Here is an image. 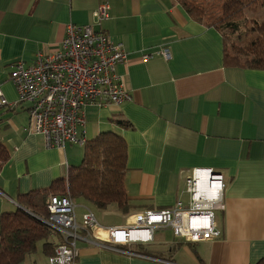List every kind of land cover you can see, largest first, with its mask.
<instances>
[{
    "label": "crops",
    "instance_id": "0c3cea01",
    "mask_svg": "<svg viewBox=\"0 0 264 264\" xmlns=\"http://www.w3.org/2000/svg\"><path fill=\"white\" fill-rule=\"evenodd\" d=\"M103 4L109 5V16L99 21L94 13ZM69 24L92 25L123 45L129 58L117 72L132 95L121 104L84 108L88 139L114 131L127 144L130 208L101 209L74 199L81 226L89 210L99 223L80 229L75 264H256L263 259L264 69L227 65L222 32L192 18L178 0H0V87L8 100H18L10 78L14 65L32 63L38 51L58 49ZM165 46L169 60L160 55ZM145 55L151 58L144 61ZM28 107H0V142L10 155L0 169V222L3 213L23 208L21 195L67 176L80 157L77 144L47 147L43 135L31 133ZM195 168L225 176L220 237L188 243L164 228L149 242L121 246L139 255L110 247L109 228L127 227L132 215L145 210L189 202L186 178ZM55 231L56 247L64 234ZM167 233L173 237L167 239ZM45 242L17 264H51L54 250Z\"/></svg>",
    "mask_w": 264,
    "mask_h": 264
},
{
    "label": "built area",
    "instance_id": "2783aa9c",
    "mask_svg": "<svg viewBox=\"0 0 264 264\" xmlns=\"http://www.w3.org/2000/svg\"><path fill=\"white\" fill-rule=\"evenodd\" d=\"M110 7L103 4L94 13L99 21L108 18ZM160 55L171 59L165 46ZM129 54L121 43L92 25H67L58 49L38 51L32 63L17 62L10 78L18 100H8L0 87V107L13 108L28 104L29 130L43 135L47 147L64 148L67 144L85 145L89 140L84 108L121 104L132 98L123 77L117 72ZM151 58L143 57L144 61ZM224 174L212 168H195L186 178L189 202L177 201L173 208L145 210L134 214L127 227H111L106 239L115 251L139 255L123 245L153 240L157 230H173L180 241L199 243L221 236L220 213L224 210ZM76 203L70 194L52 195L48 203L50 217L44 221L64 234L55 247L51 264H75L79 256L77 239L80 229L99 225L94 213L83 215L82 226L77 221Z\"/></svg>",
    "mask_w": 264,
    "mask_h": 264
},
{
    "label": "trees",
    "instance_id": "16d2710c",
    "mask_svg": "<svg viewBox=\"0 0 264 264\" xmlns=\"http://www.w3.org/2000/svg\"><path fill=\"white\" fill-rule=\"evenodd\" d=\"M195 20L219 29L224 38V60L227 65L264 69V22L254 20V41L243 44L234 41L229 33L242 35L239 21L244 11L264 0H178ZM256 21V24H255ZM120 124H127L119 120ZM83 159L71 165L67 176L56 179L47 188L34 189L18 199L23 208L2 214L0 222V264H17L37 249L40 241L45 247L55 246L51 236L56 233L44 219L50 217L48 203L52 195L70 194L82 197L98 208L117 204L123 212L129 211L127 174V144L114 131L100 133L84 145ZM7 147L0 142V169L9 159ZM75 201V200H74ZM256 264H264V258Z\"/></svg>",
    "mask_w": 264,
    "mask_h": 264
},
{
    "label": "rangeland",
    "instance_id": "374dc122",
    "mask_svg": "<svg viewBox=\"0 0 264 264\" xmlns=\"http://www.w3.org/2000/svg\"><path fill=\"white\" fill-rule=\"evenodd\" d=\"M238 18L239 21L243 24V28H241L243 36H241L239 32H237L234 35L231 34L230 32L229 35L234 41L239 40L242 41L243 44L246 43L249 44L250 41L255 40V36L257 35L256 33L252 32V25H254V20H256L258 24L264 22V5L258 3L256 6H253L252 8H249L246 11H244V13ZM74 147L76 148V151L79 153L80 157L72 165H79L83 159L85 148L84 146H79V145H76ZM172 237H173V233H167V239H171ZM79 254H80V249H79Z\"/></svg>",
    "mask_w": 264,
    "mask_h": 264
},
{
    "label": "bare ground",
    "instance_id": "6f19581e",
    "mask_svg": "<svg viewBox=\"0 0 264 264\" xmlns=\"http://www.w3.org/2000/svg\"><path fill=\"white\" fill-rule=\"evenodd\" d=\"M79 235H80V237L77 239V241L79 240V239H81V238H83V237H81L82 235L79 233Z\"/></svg>",
    "mask_w": 264,
    "mask_h": 264
}]
</instances>
